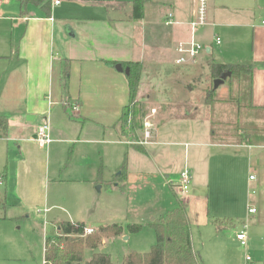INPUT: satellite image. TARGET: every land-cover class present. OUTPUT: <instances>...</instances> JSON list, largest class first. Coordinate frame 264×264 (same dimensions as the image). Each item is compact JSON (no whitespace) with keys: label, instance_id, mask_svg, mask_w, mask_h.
Segmentation results:
<instances>
[{"label":"crops","instance_id":"obj_1","mask_svg":"<svg viewBox=\"0 0 264 264\" xmlns=\"http://www.w3.org/2000/svg\"><path fill=\"white\" fill-rule=\"evenodd\" d=\"M55 1H60V4L56 5ZM68 1L80 7L78 12L80 16L72 24L75 32L68 26L65 28V19H60L63 22H57L55 19L58 8L63 5L62 0H47L42 5L26 6L17 0H1L0 116L8 118L9 129L5 136H0V148L9 142L20 143L18 146L20 158L17 164L19 172L12 175L8 169H4L6 172L2 175L5 182L3 180L1 182L6 185L5 198H8L12 186L17 201L20 203L22 201L25 207H35L41 203L40 189L44 183L43 175L45 170L49 171V166L44 167V158L40 151L44 148L35 142L38 128L45 123L50 125L52 143L47 146L48 148L53 147L54 144L76 143L77 141L73 142V137L64 136L66 129H76L75 125L72 126L76 122L70 118L73 115L71 111H76L73 117L79 118L81 124L88 121L89 124L102 130L103 143L105 144L108 138L110 143L105 145L110 148L114 146V152L120 145L132 149L128 167L125 164L128 157L126 153L117 170L121 173L111 180V183H114L122 179L125 188L116 184L110 187L112 193L118 188H122L123 191L128 189L126 184L130 175L129 165L132 163H140V171L147 175H151L152 171L153 174L158 173L159 162L162 165L160 171H164V168L168 171L173 162L171 158H174L176 153L175 149L187 144L184 166L190 169L192 174V191L185 200L188 204L191 225L195 227V224H198L204 233L210 228L211 230L208 231L213 235L212 239L222 245L223 235L218 234L213 223L202 220L204 212L207 211V201L204 197L205 193L200 194V192L201 186L205 188L207 184L210 185L212 171L215 170L212 169L211 157L218 155L217 161H221L222 158L219 156L222 154L221 151L224 154L229 147L239 148L240 145L244 149L255 151V149L264 150V145L251 142L229 145L213 143L212 121H209L207 114L205 125L210 123L211 128L208 132L206 127L204 128V137L197 139V136H192L194 134L192 130H184L185 125L194 118L190 113L174 116L173 118H178L175 119L178 121L174 122L177 126L174 125L172 128L173 135L164 136L162 133L167 126L171 127L173 118L162 119L157 125L156 108H152L157 111L153 118L155 137L147 145H141L139 142L142 132L138 131V138L133 141L130 135L123 133L121 126L124 110L129 104L127 75L125 72H119L116 66L131 62L142 65L138 101L142 104L152 103L156 90L162 93L169 90L180 91L187 82L194 81V75L190 71L197 66L213 68L215 65H225L220 64V58L214 55L213 47L222 45V40L220 45L216 44L215 37L220 36L215 34L214 29L231 26L232 29L240 30L239 34L245 38L244 43L250 38L251 43L248 42L250 50L242 65L252 70L249 82L251 109L264 112V14L259 13L260 8L251 9L248 0H231L226 4L219 0H209L208 25L199 28L195 34L205 50L196 64L178 65L176 47L192 38L190 26L197 16V0H146L143 18L138 21L133 19V8L127 16H118L124 9L122 2L105 5L94 4L95 2L91 3L88 0ZM261 10L264 11L263 8ZM170 14L173 15V24L168 25ZM221 14L236 19V22L220 24ZM113 62L118 64L115 66ZM144 75L148 77L146 82ZM81 100L85 103L84 106ZM89 100L96 104L94 111L88 109ZM79 106L83 108V115L78 111ZM183 131L191 136L194 154H200L196 158L197 164L189 163V149L186 146L190 143H184L185 141L178 138ZM80 144L86 145V143ZM134 145L141 147V150L136 149ZM164 147L167 149L172 147V150H166ZM1 153L0 150V155ZM230 164H235V161L232 160ZM257 167L256 160L249 163L250 169L258 171ZM79 171L85 173L83 170ZM123 172L124 175H121ZM216 172L214 179L219 181L221 172ZM179 174L176 176V181L180 178ZM119 176L120 178L115 180ZM177 183L178 181L176 185ZM29 184L32 185V189ZM220 192L224 193L223 189H220ZM229 194H219V197L228 199V209L233 214L236 206H239L240 202L244 204V200L231 197ZM249 207L256 209L254 203H249L248 217L257 214V210L256 213L249 214ZM191 214H195L196 218L193 219ZM58 231H60L59 227ZM193 244L195 248L194 237Z\"/></svg>","mask_w":264,"mask_h":264},{"label":"rangeland","instance_id":"obj_2","mask_svg":"<svg viewBox=\"0 0 264 264\" xmlns=\"http://www.w3.org/2000/svg\"><path fill=\"white\" fill-rule=\"evenodd\" d=\"M88 1L105 5L122 2L124 9L118 14L119 17L127 16L133 8V0ZM219 1L226 4L231 0ZM62 2L63 5L58 8L55 19L57 22H63L60 19H65V28L68 26L75 32L72 24L80 16L78 14L80 7L68 0H62ZM248 2L251 9L260 8L259 13L264 14L261 10V8L264 9V0H248ZM219 22L225 25L236 22V19L221 14ZM214 32L219 34L222 40L221 46L213 47L214 55L220 58V64L243 66L242 61L250 50L248 45V42L251 43L250 38L244 43L245 38L239 34L240 30L232 29L231 26L218 27L214 29ZM212 69L199 66L192 69L190 72L195 80L187 82L180 91L169 90L162 93L156 90L155 97L153 95L154 101L142 104L145 112L150 114L152 108L158 110L157 125L162 119L178 117L185 113L192 114L194 118L189 123L186 124L184 121L186 124L184 130H192L194 132L192 136H197V139L202 138L205 127L206 132L210 131V123L205 125L208 118L212 121L213 143L229 145L251 142L264 145V112L251 109V86L248 77L244 74L241 78L232 76L216 92H213L214 81L219 78L214 79ZM147 78L144 75L145 82ZM87 104L88 109L94 111L95 102L89 100ZM78 111L80 115H83V108L79 106ZM74 112L71 111V115H74ZM73 115L70 118L76 122L72 124L76 126V129H66L64 136L73 137V142H77L54 144L53 147L40 149L44 158V167L49 166V171L47 169L44 172V183L40 189L41 203L35 207H25L22 201L18 202L13 194L12 186L8 198H5L6 185L2 175L6 172L4 169H8L12 175L19 172L17 164L20 158L18 151L20 143L9 142L0 148L2 152L0 155L2 169H0V186H2L0 187V197H2L0 199V264H44L46 239L59 235L58 227L64 222L85 223L87 228L92 230L114 224L122 226L123 234L105 242L99 251L111 255L118 264H124L125 257L131 252H150L157 242L156 231L152 224L175 207V195L183 198L174 186L177 181L179 182V180L176 181L177 174L188 169L184 166L187 144L175 149L176 153L174 158H171L173 162L168 171L165 170L166 168L160 171L162 165L159 162L158 173L153 174L152 171L151 175H147L140 171V163H132L129 165L130 175L126 184L128 189L123 191L122 188H118L112 193L110 187L116 184L125 188L122 179L114 183H111V180L121 173L117 170L126 153L128 157L125 164L128 167L132 149L120 145L114 152V146L110 148L105 145L110 143L108 138L106 143H103L102 130L89 124L88 121L81 124L79 118ZM175 119L178 118H173L171 127L167 126L162 133L164 136L165 134L173 135L172 128L176 125L174 122L178 121ZM206 132L205 136L208 135ZM190 137L183 131L178 138L185 141L184 143L191 144V148H189L190 144L186 146L190 150H188L189 163L197 164L196 158L200 154H194ZM80 143H86V145ZM164 148L172 150V147ZM138 153L141 154V152ZM221 153L219 155L222 158L221 161H217L218 155L211 157L212 169L221 172L220 180L214 179L217 172L213 170L210 185L207 184L205 188L201 186L200 194L205 193L204 197L208 205L202 220L213 223L217 230L218 226L221 227L218 234L223 235L222 245L212 239L213 235L208 231L211 230L210 228L204 233V230L200 229L201 226L198 227V224H195V227L192 225L195 249L201 255L203 264H264V150L249 151L239 145V148L232 146L227 148L224 154L222 151ZM232 160L235 161L233 165L230 164ZM253 160L257 162L258 171L249 168V163ZM79 170L85 173L82 174ZM251 175H254L256 181H250ZM119 178L120 176L115 180ZM2 180L4 182H1ZM259 183H261L260 186ZM29 186L32 189V185L29 184ZM220 189H223L224 193H221ZM191 191L192 186L188 195ZM225 193L231 197H238L239 200L243 199L245 206L240 202L232 214L228 209V199L219 197V194ZM249 203H254L257 210V214L252 217L247 215ZM191 217L196 218L195 214H191ZM245 224L248 245L242 247L237 241V233L244 230ZM129 225L139 226L141 230L132 233ZM202 232L203 237H201Z\"/></svg>","mask_w":264,"mask_h":264},{"label":"trees","instance_id":"obj_3","mask_svg":"<svg viewBox=\"0 0 264 264\" xmlns=\"http://www.w3.org/2000/svg\"><path fill=\"white\" fill-rule=\"evenodd\" d=\"M17 1L26 6L28 4L42 5L47 0ZM145 1H133L134 20L143 18ZM47 4L49 5V2ZM113 64L116 66L118 63L113 62ZM121 65L124 69H130V74L127 76L129 104L124 110L121 126L123 133L130 135L135 141L138 138V131L142 129L143 120L148 115L142 103L138 101L143 68L136 62ZM212 71L214 79L231 72L233 77L241 78L244 74L251 81L252 70L247 66L215 65ZM8 129V118L0 116V136H5ZM134 146L141 150V147ZM121 175H124V172ZM175 199V207L152 224L156 231L157 242L150 252H131L125 257L124 264H203L201 255L194 248L188 204L185 198L175 195ZM59 228V235L46 239L44 264H118L111 255L100 252L99 249L105 242L121 236L122 226L118 224L101 226L91 234L86 233L87 225L81 222H64ZM217 228L219 230L221 227ZM129 229L130 232L136 233L141 230V227L129 225ZM88 253H90L89 256Z\"/></svg>","mask_w":264,"mask_h":264},{"label":"built area","instance_id":"obj_4","mask_svg":"<svg viewBox=\"0 0 264 264\" xmlns=\"http://www.w3.org/2000/svg\"><path fill=\"white\" fill-rule=\"evenodd\" d=\"M208 1L209 0H197L198 4V10H197V16L195 21L191 23V30H192V38L190 41L185 43H180L176 47V52L178 54V58L176 60V63L178 65H191L196 64L201 54L204 52L205 48L203 45H201L198 40L195 37V34L197 30L201 27L208 25ZM56 5L60 4V1H55ZM2 5V2L0 0V7ZM173 15H169V20L167 22L168 25L173 24ZM216 44H221L220 37L216 38ZM157 113L156 110H152L150 114H148L144 120H143V126H142V137L139 142L141 145H147L151 140L155 137V124L153 121V118L155 114ZM35 142L42 148H46L49 144L52 143L51 138V128L48 123H45L41 126H39ZM251 180H254V176H251ZM192 184V174L189 170L185 169L181 174L179 178V182L176 185V189L178 191V194L185 198L191 188ZM249 214L256 213V209L253 207H249L248 209ZM247 226L244 227V230L240 231L237 235V240L240 242L242 247H247L248 245V235H247ZM94 230L87 229L86 233L91 234ZM248 261H250L249 258H247Z\"/></svg>","mask_w":264,"mask_h":264},{"label":"water","instance_id":"obj_5","mask_svg":"<svg viewBox=\"0 0 264 264\" xmlns=\"http://www.w3.org/2000/svg\"><path fill=\"white\" fill-rule=\"evenodd\" d=\"M209 51V50H208ZM116 69L119 71V72H125V74L128 76L130 74V69L129 68H126L124 69L123 66L121 64H118L116 66ZM232 77V74L231 72H227L225 73L224 75H222L221 78L215 80L214 82V92L218 90V88L221 86V85H224L226 80L228 78Z\"/></svg>","mask_w":264,"mask_h":264}]
</instances>
